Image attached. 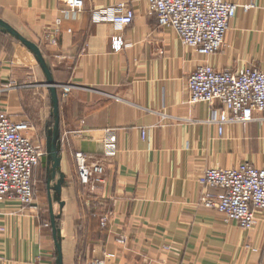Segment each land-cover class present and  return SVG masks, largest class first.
I'll return each mask as SVG.
<instances>
[{
  "label": "crops",
  "instance_id": "crops-1",
  "mask_svg": "<svg viewBox=\"0 0 264 264\" xmlns=\"http://www.w3.org/2000/svg\"><path fill=\"white\" fill-rule=\"evenodd\" d=\"M83 1V11L75 12L61 0H0V19L40 46L58 84L63 264H264V221L249 231L227 221L202 204L206 187L199 182L210 167H264V124L259 118L229 123L220 134V103H191L188 88L204 63L264 72V0H228L250 7L238 10L222 49L208 56L161 27L147 0ZM119 4L135 12L132 24L118 29L94 21V11ZM116 36L124 41L118 51ZM0 38L19 42L1 29ZM3 61L0 56V97L8 92L9 98L0 108L28 118L39 93L47 133L54 118L44 71L38 63L31 69ZM8 84L19 87L3 91ZM109 130L117 140L114 156L104 155ZM77 151L105 167L91 185L81 181ZM51 167L46 157L48 215L35 189L30 205L0 201V264H56ZM41 168L34 170V188Z\"/></svg>",
  "mask_w": 264,
  "mask_h": 264
},
{
  "label": "built area",
  "instance_id": "built-area-1",
  "mask_svg": "<svg viewBox=\"0 0 264 264\" xmlns=\"http://www.w3.org/2000/svg\"><path fill=\"white\" fill-rule=\"evenodd\" d=\"M61 1L75 12L83 11V0ZM147 2L161 27L174 29L186 45L196 48L204 56L214 55L222 49L232 19L240 8L247 10L250 7L228 0ZM134 17L135 12L125 9V4L93 12L94 21L111 22L118 29L132 24ZM60 22L58 19L57 23ZM123 44L122 36L114 38L117 51ZM17 87L8 84L2 90ZM188 88L191 103H220L217 109L220 134L229 123L247 125L259 118L264 124V72L257 67L218 70L211 64H200L190 75ZM32 130L29 120H17L6 109L0 108V201L13 198L23 205L34 201V170L46 153L30 135ZM116 152V136L109 130L104 155L114 156ZM75 155L83 184L91 185L94 179L104 175V165L94 161L92 155L83 151H77ZM199 182L206 187L202 204L224 214L227 221H234L247 231L264 221V167L250 162L231 168L210 167L201 174ZM108 220L109 216H104L103 225ZM0 231H4L1 226ZM95 264H105V260H97Z\"/></svg>",
  "mask_w": 264,
  "mask_h": 264
},
{
  "label": "water",
  "instance_id": "water-1",
  "mask_svg": "<svg viewBox=\"0 0 264 264\" xmlns=\"http://www.w3.org/2000/svg\"><path fill=\"white\" fill-rule=\"evenodd\" d=\"M0 29L5 33H10L14 36L21 44H23L34 56L36 62L42 68L46 75V82L44 85L50 90L51 102L53 105L51 116L54 118L53 127L49 128L47 131V157L52 161V167L50 169V175L48 178V188H49V202H50V213H51V225L53 229L56 249H57V259L56 264H63V253H62V237L60 233V228L58 225V220L61 217V213H56L54 210V200L59 201L60 206H64V201H60V195L62 192L63 185V175L58 176V170L61 166L62 156L60 147V133H59V101L57 95L58 84L54 81L52 73L46 63L42 50L38 44L27 39L21 33H19L14 27H12L6 21L0 19ZM51 190L54 191L52 194Z\"/></svg>",
  "mask_w": 264,
  "mask_h": 264
},
{
  "label": "rangeland",
  "instance_id": "rangeland-1",
  "mask_svg": "<svg viewBox=\"0 0 264 264\" xmlns=\"http://www.w3.org/2000/svg\"><path fill=\"white\" fill-rule=\"evenodd\" d=\"M22 46V44H20L17 41H12L8 38H4L1 39L0 38V56L3 57L5 63L1 64H6L12 66H18V67H28L31 68L32 67H37V66H33V65H28L27 63L23 62V61H19V62H15L14 61V57H15V52H16V48L18 46ZM24 47V46H22ZM25 48V47H24ZM27 51L28 49L25 48ZM30 53V52H29ZM34 57V56H33ZM3 61V62H4ZM25 69V68H24ZM28 80V79H27ZM32 82H38L40 80L39 77H37V79H31ZM30 79L28 80L29 83L31 81ZM2 82V81H1ZM40 95L39 93H36V95L33 94V97L30 100V110L28 111V118L27 117H23V118H17L15 117L17 120L20 119H29L30 123L33 125V130L30 132L31 136L34 137V139L41 144V146L43 147L44 151H45V155L42 157V160L40 161V163L38 164V168L42 167V163L46 160L47 157V139H46V128H45V123L44 120L46 119L45 114L42 115V108H43V103L40 100ZM9 98L8 96V92L5 93L4 95H2L0 97V100H4ZM32 101V102H31ZM48 119H50V117L48 116ZM44 168V167H43ZM43 173L40 175V178L37 180L36 184H35V190H36V197L39 200V202L41 203L42 207L45 211V214L48 215V197H47V187H46V177H45V169H43ZM85 185V184H84ZM54 210L56 213L60 212V204L59 201L54 200ZM50 225V222L48 223ZM97 260H102V259H96ZM94 261V262H95Z\"/></svg>",
  "mask_w": 264,
  "mask_h": 264
},
{
  "label": "bare ground",
  "instance_id": "bare-ground-1",
  "mask_svg": "<svg viewBox=\"0 0 264 264\" xmlns=\"http://www.w3.org/2000/svg\"><path fill=\"white\" fill-rule=\"evenodd\" d=\"M15 62L23 61L28 65H36V60L24 47L18 46L14 57Z\"/></svg>",
  "mask_w": 264,
  "mask_h": 264
}]
</instances>
